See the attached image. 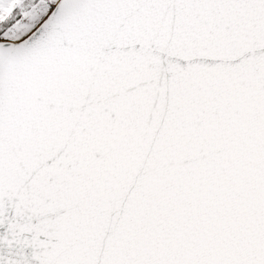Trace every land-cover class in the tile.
Segmentation results:
<instances>
[{
	"label": "snow or ice",
	"instance_id": "obj_1",
	"mask_svg": "<svg viewBox=\"0 0 264 264\" xmlns=\"http://www.w3.org/2000/svg\"><path fill=\"white\" fill-rule=\"evenodd\" d=\"M0 264H264V0H0Z\"/></svg>",
	"mask_w": 264,
	"mask_h": 264
}]
</instances>
